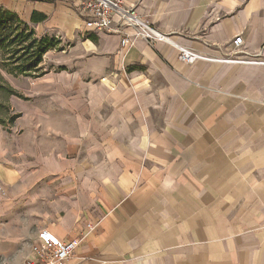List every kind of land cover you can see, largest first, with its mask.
<instances>
[{
    "label": "crops",
    "instance_id": "1",
    "mask_svg": "<svg viewBox=\"0 0 264 264\" xmlns=\"http://www.w3.org/2000/svg\"><path fill=\"white\" fill-rule=\"evenodd\" d=\"M77 1L0 0L45 15L38 34L84 37L70 45L82 66L7 75L28 99L0 125V264H24L42 229L83 238L64 264H264V65L189 64L131 28L121 49L83 30ZM128 2L187 48L225 57L241 35L264 59V0Z\"/></svg>",
    "mask_w": 264,
    "mask_h": 264
},
{
    "label": "built area",
    "instance_id": "2",
    "mask_svg": "<svg viewBox=\"0 0 264 264\" xmlns=\"http://www.w3.org/2000/svg\"><path fill=\"white\" fill-rule=\"evenodd\" d=\"M141 0H135L136 3ZM82 27L86 32L112 33L120 37V48L132 45V37L126 32L131 28L134 35L150 45L165 43L174 46L179 52L180 60L192 64L197 60L230 62L237 64L264 65V59L258 55L246 54L241 47L243 37L235 36L232 40L233 53L225 57H212L187 48L176 42L170 33L160 30L137 11L136 4L128 0H79L76 2ZM0 192L5 191L0 187ZM92 228V224H88ZM83 238L60 239L47 229L40 230L38 239L32 244V256L24 264H64L75 252Z\"/></svg>",
    "mask_w": 264,
    "mask_h": 264
},
{
    "label": "trees",
    "instance_id": "3",
    "mask_svg": "<svg viewBox=\"0 0 264 264\" xmlns=\"http://www.w3.org/2000/svg\"><path fill=\"white\" fill-rule=\"evenodd\" d=\"M46 19L35 12L31 22L17 12L0 5V125L11 131L21 113L15 111L11 97L28 99L17 90L6 75L40 77L50 69L44 66V55L49 50L66 48L61 37L52 33L38 34L33 23ZM59 69H65L61 66Z\"/></svg>",
    "mask_w": 264,
    "mask_h": 264
},
{
    "label": "rangeland",
    "instance_id": "4",
    "mask_svg": "<svg viewBox=\"0 0 264 264\" xmlns=\"http://www.w3.org/2000/svg\"><path fill=\"white\" fill-rule=\"evenodd\" d=\"M54 34L61 37L63 44L67 45L66 50H65L66 52H58L57 53V51H56L53 53V55H52L53 57L51 59H50L51 55H49V57H47L45 59L44 66L46 68H49V69H59L61 66H63L62 64H64L66 67H69L71 69H73L74 67H77V66H82V62L80 60V57L78 56V53L76 51H72V48L70 47V45L73 42L78 41L84 37L78 35L75 40L74 39L67 40L66 36H64L62 33L58 32V31L54 32ZM85 37H87V35H85ZM81 58L83 59V56ZM18 78H17L18 82H20L21 85H24V83L26 82V79H22V78L18 79ZM12 79H14V78H12ZM15 111H17L16 108H15ZM45 201L49 207V211L51 214L57 208V201H58L57 191L55 189L51 188L50 193L45 195ZM33 218H34L35 222L37 223L38 221L36 218L40 219V211L35 210L33 212ZM48 221L49 222L52 221L51 216L49 217Z\"/></svg>",
    "mask_w": 264,
    "mask_h": 264
}]
</instances>
